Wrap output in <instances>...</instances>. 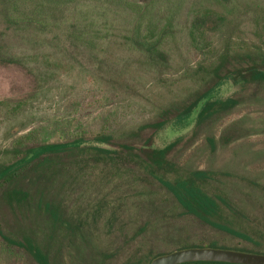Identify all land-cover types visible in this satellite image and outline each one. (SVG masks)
I'll return each mask as SVG.
<instances>
[{
  "label": "rangeland",
  "instance_id": "rangeland-1",
  "mask_svg": "<svg viewBox=\"0 0 264 264\" xmlns=\"http://www.w3.org/2000/svg\"><path fill=\"white\" fill-rule=\"evenodd\" d=\"M140 1L152 9L144 27L173 25L154 58L133 47L128 32L134 20L102 15L108 3L43 13L40 0L19 11L0 0V101L6 102L0 108V163L14 160L8 150L29 131L54 144L107 125L117 142L141 146L153 128L132 132L201 95L221 59L232 67L245 65L249 56L264 57V0ZM95 5L91 16L85 14ZM229 97L238 103L219 118L198 128L197 108L156 132L154 144L173 143L169 158L185 169L216 172L214 189L236 208L227 215L231 225L264 238V82L226 80L208 95ZM19 101L22 108L9 112ZM75 145L43 153L0 187L4 232L31 238L51 264H140L149 252L239 242L185 212L159 181L135 172L131 163L86 167ZM12 189L24 190L26 198L10 200ZM0 264L39 263L0 236Z\"/></svg>",
  "mask_w": 264,
  "mask_h": 264
},
{
  "label": "trees",
  "instance_id": "trees-1",
  "mask_svg": "<svg viewBox=\"0 0 264 264\" xmlns=\"http://www.w3.org/2000/svg\"><path fill=\"white\" fill-rule=\"evenodd\" d=\"M29 1L35 0H9L10 5L16 11H19L23 6L27 7ZM96 2L108 3V7L104 8L103 16L113 12L119 14L125 20H134L132 29L128 32L130 41L135 49L154 58L163 53V44L168 37L171 36V23H154L155 27L147 25L144 27V21L150 17L152 11L149 3H142L140 0H40V5L37 6L39 11H53L62 9L76 4H86L91 6ZM36 6V5H35ZM96 10V5L87 8L85 14L91 16V12ZM210 18V15H206ZM158 20V19H157ZM197 24V20L195 21ZM152 24V23H151ZM91 25H88L90 29ZM197 26V25H196ZM195 25L193 27H196ZM202 28V27H201ZM201 30V29H200ZM193 36L195 32L192 33ZM195 38V36H194ZM250 61L243 64L229 67L222 59L214 66L212 70L213 84L207 88L197 98L184 105L181 109H176V112L167 110L162 118L157 121L145 123L139 126L132 133L139 136L141 132L147 128H153V133L149 135L141 146H136L131 143L117 142L115 131L105 125L99 131L89 132L92 134L90 139H87L89 133L82 132L76 137L65 143L44 144L39 141L37 131H29L28 133L18 137L12 144L10 152L14 160L10 163H0V187L6 182L11 181L18 174V170L23 168L25 164L38 158L43 153L60 150L61 148L70 147L76 144L75 147L79 151L82 164L89 167L90 164L104 166L107 169L116 168L122 163H131L135 172L145 174L159 181L168 192L174 195L179 204L184 208L185 212L192 214L210 225L222 229L232 234L235 238H240L235 246H223L216 243L189 245L208 246L216 248L235 249L240 251L263 253V235L256 230H240L231 225L227 215L236 213V208L227 196V194L212 185L211 181L215 178L216 172L204 169L190 170L185 169L169 158V152L174 144L171 143L164 147H158L154 144V135L159 130L167 127L173 120L176 122L184 121L199 108L197 113L196 125L198 128L206 123L213 121L222 113L229 111L235 107L238 100L229 97L226 99L208 98V95L222 82L232 80L237 83L242 80L244 83L264 82V57L254 58L249 56ZM24 101H19L12 106V110L19 111L22 108ZM6 104L5 101H0V108ZM87 140L96 141L97 144H87ZM214 143V140L211 139ZM102 144V145H100ZM116 144L118 148H109L106 145ZM8 196L10 200L21 201L27 196V193L21 189H12ZM0 236L10 244L16 245L29 251L39 264H51L49 256L36 244L31 238L23 237L18 239L4 232L0 223ZM249 244H252L251 247ZM188 246H183L186 248ZM160 254L149 252L144 256L139 257L140 264H150L152 259ZM181 264H239L218 261H193Z\"/></svg>",
  "mask_w": 264,
  "mask_h": 264
},
{
  "label": "water",
  "instance_id": "water-1",
  "mask_svg": "<svg viewBox=\"0 0 264 264\" xmlns=\"http://www.w3.org/2000/svg\"><path fill=\"white\" fill-rule=\"evenodd\" d=\"M193 261L264 264V254L227 248L188 247L159 255L150 264H181Z\"/></svg>",
  "mask_w": 264,
  "mask_h": 264
}]
</instances>
